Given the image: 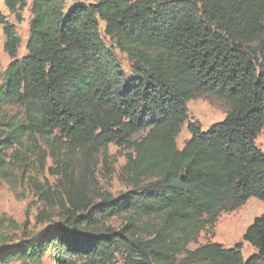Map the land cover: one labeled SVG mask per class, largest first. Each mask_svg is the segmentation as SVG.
I'll return each instance as SVG.
<instances>
[{
  "label": "trees",
  "instance_id": "obj_1",
  "mask_svg": "<svg viewBox=\"0 0 264 264\" xmlns=\"http://www.w3.org/2000/svg\"><path fill=\"white\" fill-rule=\"evenodd\" d=\"M29 0H5L13 13ZM28 53L17 58L16 26L0 12L5 49L12 57L1 74L0 171L8 149L24 139L66 151L127 147L123 168L129 189L95 202L75 188L66 161L63 194L45 196L50 220L62 223L34 246L7 251L57 264H264V213L243 239L255 249L245 258L208 241L189 249L222 212L255 197L264 202V0H97L66 10V0H30ZM105 34L131 61V74L105 42ZM1 71V66H0ZM216 94L225 118L203 129L190 120L188 102ZM24 109L23 122L6 121L5 105ZM187 123L191 133L179 148ZM14 155L22 159L20 151ZM48 192V191H47ZM47 192L42 191V195ZM121 220V227L111 224ZM1 244V243H0Z\"/></svg>",
  "mask_w": 264,
  "mask_h": 264
},
{
  "label": "rangeland",
  "instance_id": "obj_2",
  "mask_svg": "<svg viewBox=\"0 0 264 264\" xmlns=\"http://www.w3.org/2000/svg\"><path fill=\"white\" fill-rule=\"evenodd\" d=\"M97 0H66V10L78 3H93ZM0 12L7 20L16 26V34L21 40L17 58L21 59L27 53V43L30 36V21L32 19L31 1L28 5L13 13L6 6L5 0H0ZM101 34L107 45L116 53L118 60L127 72L131 74V61L127 55L115 47L111 39L105 34V23H100ZM6 36L0 28V85L3 81L2 72L13 60L5 49ZM229 111L226 100L216 94H204L188 102L189 119L200 122L203 129L213 123L223 120ZM3 116L6 121L23 122L24 109L19 105H5ZM191 133L187 123L183 126L177 138L179 148H183L190 139ZM24 146L16 145L8 149L7 164L0 171V246L7 251H17L21 247L36 245L47 231L57 228L62 223L59 217L60 209L55 207L54 216L47 221L38 220L41 210L49 209L45 196L53 197L56 193L63 194L60 184L63 182L62 170L66 161L75 168V188L83 190L90 198L99 201L105 193L115 197L127 191L129 187L124 183L123 168L127 163L126 155L131 152L127 147H120L110 143L106 149L97 151L76 150L69 153L59 147H49L39 140L29 143L24 139ZM258 146L264 151V130L257 139ZM20 151L22 159L14 155ZM42 191L47 192L42 195ZM57 200V194L54 197ZM264 213V202L258 198H250L243 206L231 211L222 212L214 228L201 232L198 241L192 242L189 249H194L208 241L218 242L225 247H233L242 242V252L245 258L255 253L256 249L243 239L244 233L253 220ZM117 228L121 227V220L111 222ZM0 264H57L46 253L42 256H14L7 262ZM114 264H126L123 256L118 255Z\"/></svg>",
  "mask_w": 264,
  "mask_h": 264
}]
</instances>
